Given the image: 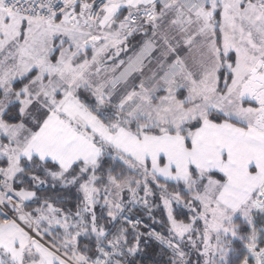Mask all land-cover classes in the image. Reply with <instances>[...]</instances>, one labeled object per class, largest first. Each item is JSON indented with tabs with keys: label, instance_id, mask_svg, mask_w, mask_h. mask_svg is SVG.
<instances>
[{
	"label": "snow or ice",
	"instance_id": "6c2138e0",
	"mask_svg": "<svg viewBox=\"0 0 264 264\" xmlns=\"http://www.w3.org/2000/svg\"><path fill=\"white\" fill-rule=\"evenodd\" d=\"M143 258L264 264V0H0V264Z\"/></svg>",
	"mask_w": 264,
	"mask_h": 264
},
{
	"label": "trees",
	"instance_id": "16d2710c",
	"mask_svg": "<svg viewBox=\"0 0 264 264\" xmlns=\"http://www.w3.org/2000/svg\"><path fill=\"white\" fill-rule=\"evenodd\" d=\"M156 217H157L158 220L166 219V217L164 216L162 210H157L156 211ZM152 226L155 227L156 229H158L159 231L166 232V230L163 228L162 224L158 223V224H153ZM151 258L152 259H159L160 258L159 251L157 250V252L154 253ZM143 259H144V264H149V259L148 258H143Z\"/></svg>",
	"mask_w": 264,
	"mask_h": 264
},
{
	"label": "rangeland",
	"instance_id": "374dc122",
	"mask_svg": "<svg viewBox=\"0 0 264 264\" xmlns=\"http://www.w3.org/2000/svg\"><path fill=\"white\" fill-rule=\"evenodd\" d=\"M135 43H136L135 40L131 41V44H132V45H135ZM130 54H131V53H130ZM130 54H129V55H130Z\"/></svg>",
	"mask_w": 264,
	"mask_h": 264
},
{
	"label": "crops",
	"instance_id": "0c3cea01",
	"mask_svg": "<svg viewBox=\"0 0 264 264\" xmlns=\"http://www.w3.org/2000/svg\"><path fill=\"white\" fill-rule=\"evenodd\" d=\"M130 53H127V54H123L121 57L124 58L126 55H129Z\"/></svg>",
	"mask_w": 264,
	"mask_h": 264
},
{
	"label": "built area",
	"instance_id": "2783aa9c",
	"mask_svg": "<svg viewBox=\"0 0 264 264\" xmlns=\"http://www.w3.org/2000/svg\"><path fill=\"white\" fill-rule=\"evenodd\" d=\"M153 227V226H152ZM154 229H156L155 227H153ZM157 231H159L158 229H156Z\"/></svg>",
	"mask_w": 264,
	"mask_h": 264
},
{
	"label": "flooded vegetation",
	"instance_id": "af4514ba",
	"mask_svg": "<svg viewBox=\"0 0 264 264\" xmlns=\"http://www.w3.org/2000/svg\"><path fill=\"white\" fill-rule=\"evenodd\" d=\"M122 54H124V53H122Z\"/></svg>",
	"mask_w": 264,
	"mask_h": 264
},
{
	"label": "water",
	"instance_id": "95a60500",
	"mask_svg": "<svg viewBox=\"0 0 264 264\" xmlns=\"http://www.w3.org/2000/svg\"><path fill=\"white\" fill-rule=\"evenodd\" d=\"M121 55H122V53H121Z\"/></svg>",
	"mask_w": 264,
	"mask_h": 264
}]
</instances>
